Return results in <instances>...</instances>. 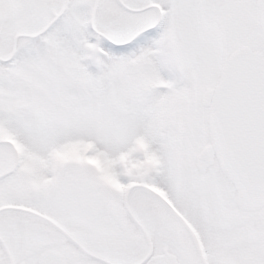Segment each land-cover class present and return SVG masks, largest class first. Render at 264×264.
Listing matches in <instances>:
<instances>
[{"label": "snow or ice", "instance_id": "1", "mask_svg": "<svg viewBox=\"0 0 264 264\" xmlns=\"http://www.w3.org/2000/svg\"><path fill=\"white\" fill-rule=\"evenodd\" d=\"M0 264H264V0H0Z\"/></svg>", "mask_w": 264, "mask_h": 264}]
</instances>
